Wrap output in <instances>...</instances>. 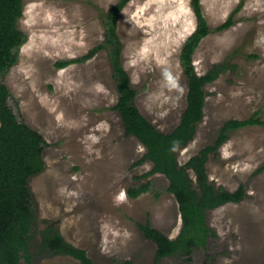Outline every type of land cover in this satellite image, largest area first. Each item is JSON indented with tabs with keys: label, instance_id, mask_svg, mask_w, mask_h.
Listing matches in <instances>:
<instances>
[{
	"label": "rangeland",
	"instance_id": "rangeland-1",
	"mask_svg": "<svg viewBox=\"0 0 264 264\" xmlns=\"http://www.w3.org/2000/svg\"><path fill=\"white\" fill-rule=\"evenodd\" d=\"M121 0H24L18 22L27 38L16 50L17 63L2 81L9 104L21 121L47 142L45 170L30 178L35 213L29 253L22 264H81L69 255L43 248L45 232L59 230L87 251L94 264H155L156 244L138 224L150 221L170 238L182 226L179 204L163 174L138 179L152 170L150 161L134 166L147 153L127 136L115 106L119 93L112 51L103 48L83 63H58L87 55L106 39L105 20ZM193 0H130L121 10L117 32L122 63L138 91L141 113L165 133L181 122L188 84L182 48L198 26ZM211 28L193 57L196 71L214 65L226 70L206 85L204 119L194 139L179 150L184 165L215 142L229 120L256 114L264 120V0H201ZM234 13V24L217 28ZM264 126L230 132L210 157L209 177L231 191L241 184L247 196L210 210L215 232L206 248L158 264H264ZM151 182L138 198L128 190Z\"/></svg>",
	"mask_w": 264,
	"mask_h": 264
},
{
	"label": "trees",
	"instance_id": "trees-1",
	"mask_svg": "<svg viewBox=\"0 0 264 264\" xmlns=\"http://www.w3.org/2000/svg\"><path fill=\"white\" fill-rule=\"evenodd\" d=\"M130 0H121L106 15V39L87 55L58 63L65 68L76 62L93 58L97 51L109 48L117 90L119 93L115 109L120 114L125 134L135 136L147 148V153L134 166L150 161L153 168L139 178H148L155 173L164 174L169 180V191L175 196L182 216V227L175 239L154 227L150 221L138 226L144 236L156 244L155 264L163 258L180 254L190 262L195 249L206 248L209 238L215 236L208 223L210 210L228 203H240L247 196L244 184L231 191L217 185L209 177L207 164L229 139L230 132L253 125L264 126L258 114L245 120H229L221 128L217 139L201 149L184 165L179 163L178 152L195 137L198 125L204 119L206 85L215 81L226 70L225 64H216L206 74L196 71L193 57L201 41L211 33L204 16L201 0H193V9L198 26L185 42L181 53V64L188 84L187 106L180 124L170 133L159 130L147 119L136 105L138 91L122 63V42L117 32L121 10ZM24 0H0V264L30 263L29 253L31 231L35 220L32 196L29 189L31 177L45 170L43 157L47 145L43 135L21 121L9 104L11 97L8 86L2 81L3 75L18 61L16 50L27 41L26 34L19 29L18 22L23 16ZM234 24V13L217 28L222 31ZM264 169L262 166L257 172ZM151 182L128 190L130 197L138 198L150 190ZM43 248L55 254L69 255L81 264H94L86 250L68 242L59 230L45 232ZM130 264V263H126Z\"/></svg>",
	"mask_w": 264,
	"mask_h": 264
},
{
	"label": "flooded vegetation",
	"instance_id": "flooded-vegetation-1",
	"mask_svg": "<svg viewBox=\"0 0 264 264\" xmlns=\"http://www.w3.org/2000/svg\"><path fill=\"white\" fill-rule=\"evenodd\" d=\"M136 162H137V161H136ZM141 165H142V164H141ZM138 166H139V165H138ZM155 174H159V173H155ZM160 174H161V173H160ZM153 175H154V174H153ZM163 175H164V174H163ZM141 176H142V175H141ZM150 176H152V175H150ZM150 176H149V177H150ZM149 177H148V178H149ZM148 178H139V177H138V179H148ZM217 185H218V184H217ZM222 186H223V185H222ZM224 187H225V186H224ZM181 217H182V216H181ZM181 227H182V226H181ZM180 230H181V229H180ZM179 233H180V232H179ZM177 236H178V235H177ZM177 236H176V237H177ZM176 237H175V238H176ZM175 238H172V239H175ZM210 238H211V237H210ZM210 238H209V240H210ZM208 243H209V241H208ZM207 246H208V245H207ZM195 250H196V249H195ZM194 252H195V251H194ZM193 254H194V253H193ZM193 254H192V256H193ZM175 255H177V254H175ZM179 255H180V254H179ZM173 256H174V255H173ZM171 257H172V256H171ZM167 258H168V257H167ZM191 261H192V260H191Z\"/></svg>",
	"mask_w": 264,
	"mask_h": 264
},
{
	"label": "water",
	"instance_id": "water-1",
	"mask_svg": "<svg viewBox=\"0 0 264 264\" xmlns=\"http://www.w3.org/2000/svg\"><path fill=\"white\" fill-rule=\"evenodd\" d=\"M44 154V153H43ZM44 157V156H43ZM69 242V241H68Z\"/></svg>",
	"mask_w": 264,
	"mask_h": 264
}]
</instances>
